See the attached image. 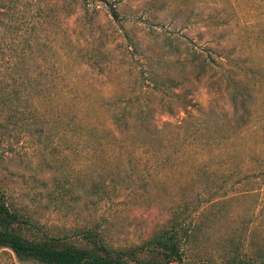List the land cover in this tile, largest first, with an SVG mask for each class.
I'll return each instance as SVG.
<instances>
[{
	"label": "rangeland",
	"instance_id": "rangeland-1",
	"mask_svg": "<svg viewBox=\"0 0 264 264\" xmlns=\"http://www.w3.org/2000/svg\"><path fill=\"white\" fill-rule=\"evenodd\" d=\"M46 1L53 9L60 4ZM107 1L117 8L133 40L149 48L148 54L163 56L159 72L180 82L175 92L194 103L191 117L177 109L156 114L158 125L182 126L162 141L158 138L167 148L159 153L158 140L143 135L146 145L126 155L90 150L84 138L74 141L65 135L54 137L47 148L24 133L2 137L0 180L35 222L23 235L86 247L78 231L99 223L110 246L130 247L179 211L191 214L197 230L187 245L189 261L223 264L237 253L264 264V0ZM89 3L84 28L76 19L80 7L60 4L68 11L60 17L62 37L71 39L63 50L50 29L41 37L60 55L64 94L59 105L66 98L65 105L86 121L108 123L103 102L138 88L131 72L141 63L139 56L121 61V40L109 5ZM96 28L102 41L111 40L117 59L107 66L81 67L71 61L69 50L77 44L93 48ZM192 56L199 61L191 62ZM203 61L205 71L199 65ZM36 108L52 107L40 101ZM175 142L183 145L178 153L171 147ZM164 159L172 164L166 166ZM103 176L133 178L100 201L92 188L101 186ZM0 264L36 263L18 262L9 250L0 249Z\"/></svg>",
	"mask_w": 264,
	"mask_h": 264
},
{
	"label": "trees",
	"instance_id": "trees-1",
	"mask_svg": "<svg viewBox=\"0 0 264 264\" xmlns=\"http://www.w3.org/2000/svg\"><path fill=\"white\" fill-rule=\"evenodd\" d=\"M66 1L80 7L76 19L81 21L84 28L89 0H59V3L64 4ZM100 1L109 5L111 21L118 27V37L122 45L121 61L125 57L134 60L139 56L136 61L141 63L137 72H131L133 83L139 82L138 88L128 93L122 91L121 96L114 101L109 99L113 102H103L104 109L109 113L108 123L86 121L71 105H65L66 98L63 105H59L64 94V75L60 72L58 58L60 55L56 46L52 48L41 36L44 33L47 35L50 29L54 35L60 37L56 41L60 49L63 50L69 42L71 44L69 36L62 37L64 32L60 24V17L63 11L68 12L67 9L64 10L60 4L57 9H53L54 6L46 0H0V143L5 139L2 137L18 138L24 133L27 137L34 136L41 148H47L54 137L68 136L73 137L74 141L84 138L85 148L90 150H99L103 154L110 152L126 155L146 145L141 135L148 139L160 138L162 141L168 132H179L181 124L164 122L158 125L155 121L156 114H174L177 109L186 118L191 117L190 107L194 103L184 100L175 92L180 82L169 73L159 72L164 61L163 56L148 54L150 49L143 48L139 40H133L130 32L126 30L117 8L107 0ZM90 25L92 24L89 23ZM96 32L97 28L91 34L93 48L77 44L76 48L69 50L72 62L81 67L93 68L97 65L107 66L117 59L113 55L115 48L112 47L111 40L108 38L107 41H102ZM62 40H67V43L64 45ZM87 55L89 58L86 60ZM190 61L196 62L199 59L192 56ZM199 65L205 71V62ZM146 83L150 86L145 87ZM40 101L52 108L37 109L36 102ZM158 142L161 146L155 151L159 153L167 149L162 142ZM180 146H183L182 143L177 142L171 145L176 153ZM162 163L166 166L172 164L168 159H164ZM132 178L127 176L116 180L118 178L113 176H103V183L100 182V187H93L92 194L101 201L113 193V189L123 188V184L128 182L130 185ZM192 219L191 214L173 212L140 244L123 248H115L107 243L104 237L105 228L99 223L78 231V235L85 240L86 247L61 238L29 240L22 231L33 227L35 222L27 213L25 204L16 202L5 182L0 180V249L9 250L21 263L207 264L188 260L190 252L187 245H190L197 231ZM223 264L261 263L234 253Z\"/></svg>",
	"mask_w": 264,
	"mask_h": 264
}]
</instances>
